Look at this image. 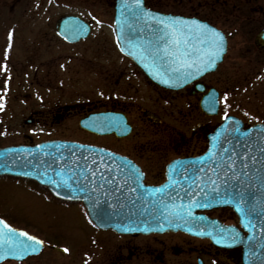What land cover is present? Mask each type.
Returning a JSON list of instances; mask_svg holds the SVG:
<instances>
[{"label":"rangeland","instance_id":"1","mask_svg":"<svg viewBox=\"0 0 264 264\" xmlns=\"http://www.w3.org/2000/svg\"><path fill=\"white\" fill-rule=\"evenodd\" d=\"M113 1L0 0V42L6 41L5 32L8 27L13 25L16 27H35L39 35V32H41L39 28L50 27L51 22L52 26H54L62 15H76L89 20L93 22L94 33L89 39L78 45L60 46L53 35L54 31H49L45 37L42 36L43 40L48 41L50 38L49 42L52 40L57 42V44L55 43L56 48L51 55L54 74L50 78L53 79L52 81L55 84L64 80L66 85L69 86L70 91L65 93L70 95L65 97V102H68V104L80 101L87 103L90 101L91 105L95 104L96 107L98 105L102 107V104L111 103L114 93L121 100L128 102L127 98L131 97L128 89L138 81V77L129 76L125 61L122 60L113 43L111 29L114 17ZM149 3L159 11L194 8L200 13H206L207 10L204 6L202 7L203 2H196L194 6L186 4L181 7H177V3L168 2V0H149ZM262 4H264V1ZM240 6H244L243 8L245 9L250 8L249 6L247 7L246 2L240 4ZM5 15L13 16V19L8 18V20H12L11 23L6 21L5 18L3 19L2 16ZM210 20L220 30L230 34L229 52L224 62L216 72L207 75L203 79V82L209 87H213L221 93V113L218 117H212L210 120L196 111L194 113L196 115L194 116L196 124L206 122L215 126V123L226 115L240 118L247 126L264 123V52L260 53L253 44L255 36L264 28V19L259 15H252L249 17H211ZM238 20L241 21L239 22L241 24H237ZM36 35L32 34L31 38L34 39ZM37 38L40 39L39 36ZM46 78L39 75L33 80L31 78L29 82L34 81L38 89L41 86L44 87L47 83L48 78ZM137 83L139 84V81ZM28 84V81H26V85ZM150 91L153 90L149 89L148 92L150 93ZM153 92L151 93L155 96L157 93ZM160 93L167 95L166 92L163 93L161 90ZM187 94L180 95L183 96L180 98L182 100L178 101L179 108H175L168 102L160 100V112L156 99L148 100L149 104L147 107L157 114L161 113L162 117L164 116L163 120L171 127H180L177 122L178 120L182 122L184 119L181 113L188 114L190 109L187 106L189 104L198 106V98ZM5 96H0V104L3 105V109L0 108V147L26 143L25 138L31 137L37 143L49 139L68 140L93 144L114 150L122 155L132 156L131 150L135 145L139 143L153 145L152 142L157 140L156 132L159 126L155 125V123L146 125L142 121L136 122L137 126L134 131L136 135L132 138L117 141L114 137H101L86 133L80 128V117L78 112L74 110L67 115H65L66 112L63 114L58 113L61 119L55 121L52 117L56 116V113H53L56 107L55 105H49L53 102L47 97L41 98L40 101L36 99V102H38L36 103L30 100V97L26 98L25 101L21 97H14L12 91L9 96H6V98ZM135 98V94L132 95L133 101ZM91 105H84V108L92 107ZM93 107L96 108L95 106ZM163 107L164 109H162ZM134 111H136V108ZM172 112L174 114H171ZM169 114L171 115L169 116ZM40 117H50L48 121H54V124H50L52 126L50 130L42 127L43 125L33 124L28 126L25 124V121L29 118L37 120ZM164 127V125L161 127L160 140L163 138L161 132ZM149 180L153 182V176ZM7 194L0 198V203H3L2 208L4 210L16 208L19 214V219L16 217L18 223H23L24 220L28 219L30 224L35 222L36 225L42 224L43 226L45 223L48 224L50 222L52 226L46 228L37 226L43 232L50 233L49 231L52 229L53 235H56H50L49 238L56 240L58 235L59 243L69 246V252H78L80 247L84 245L86 249H89L93 244L98 243L99 239L108 244L110 241L116 242V245L123 243V240L126 239L132 240V243L142 241L135 238L112 239L110 233L99 234L88 221L85 212L78 206H60L53 203L51 207H48L49 205L43 203V201L41 202L36 194L32 197L31 191L27 187L8 191ZM41 211L45 212L48 222L42 217ZM218 214H220V211L213 212L214 216ZM32 227L30 230L33 232L34 225ZM153 240L154 238L151 236L144 241L153 244L155 242ZM158 240L160 242V236ZM162 240L169 247L175 246L177 250L196 249L193 250V253L199 249H208L209 244L208 241H197L181 233L167 234L162 237ZM155 248L160 249V246ZM54 253L58 252L50 251L48 253L46 251L38 258L30 259L23 264H47V260L51 256L53 257ZM210 259L208 258V264H212Z\"/></svg>","mask_w":264,"mask_h":264},{"label":"flooded vegetation","instance_id":"2","mask_svg":"<svg viewBox=\"0 0 264 264\" xmlns=\"http://www.w3.org/2000/svg\"><path fill=\"white\" fill-rule=\"evenodd\" d=\"M264 0H168V2L177 3V7L184 6L186 4L193 5L196 2H203L202 7L207 8L206 13H200L196 11L194 8L192 9H177V10H162L161 13L172 15V16H182V17H249L259 15L262 17L264 13ZM246 2L247 7L249 9H245L240 4ZM262 2V3H261ZM116 0L113 1V10L115 8ZM239 3V4H238ZM144 4L146 8L157 10L153 5L149 3V0H144ZM255 4V5H254ZM200 5V4H199ZM192 6V7H193ZM186 7V6H185ZM159 11V10H157ZM37 12V11H35ZM34 16V15H32ZM64 16H72V15H62L58 19V21ZM9 23L12 22L13 16L5 15L2 16ZM8 18H10L8 20ZM114 19V17H113ZM57 21V22H58ZM90 25V31L86 39L80 40L75 43H69L66 41L63 36L59 33L57 28V22H55L54 26H52V22L50 27L47 28H39L41 32L38 35L35 27H16L11 26L7 28L5 32V42H0V96H9L11 91L14 97L22 98L24 101L26 98L30 97V100L36 102V99L40 101L41 98L47 97L51 102L49 105H55V110L53 113H56L54 118L55 121L61 119V116L58 113L63 114L66 112L67 115L70 111L78 112V116L80 117V121L88 118L90 115L99 114V113H114V114H123L126 116L128 124L131 126V134L126 138H132L136 135L135 128L137 126L136 122L142 121L146 125L154 124L159 126L157 130V140L153 141L150 145L148 143L138 144L132 148V156L124 155L127 158L133 160L137 165L140 166L144 175L145 182L147 185H161L166 180V168L167 166L173 162L174 160H182L188 158H195L201 156L206 152L210 136L214 133V131L218 128V126L224 120V117H221L220 121L215 123L213 126L211 123L201 122L196 124V118L194 113L196 111L201 115L205 116V118H209L211 120L212 117H218L221 113V93H220V108L217 116H210L206 114L201 108V102L204 96H206L209 90L213 87H209L206 83L203 82V79L200 81H196L182 90L174 91L160 87L159 85L153 83L145 73L138 67V65L130 58L123 55L115 41L114 36V26L112 29L113 43L120 54L123 61H125L127 71L129 72L130 77H138L139 84L136 82L130 86L131 97L127 98V101L121 100L114 93L113 98H111V103L102 104V107L99 105L96 107L95 104H90V101L85 102H77L68 104L65 102V97L70 96L69 94H65L66 91L69 92V86L66 85V82L58 81L56 84L50 78L52 74H54L52 70V60L51 55L53 50L56 48L57 42L59 45L64 46H73L78 45L87 39H89L94 33V25L93 22L89 20H85ZM13 24V23H12ZM47 31V32H46ZM49 31L53 32L55 39L57 40L51 42L50 38L48 41L43 40L45 35L49 33ZM12 33L11 43L9 44L8 34ZM32 34H37L33 39L31 38ZM28 35V36H27ZM1 36V33H0ZM39 36L40 39L37 37ZM227 37H229L227 35ZM30 38V40H29ZM42 40V41H41ZM46 41V42H44ZM53 42V43H52ZM56 43V44H55ZM254 46L255 43L253 42ZM55 46V47H54ZM54 47V48H53ZM256 48V46H255ZM257 49V48H256ZM260 53L263 51L258 50ZM229 52V49H228ZM41 75L42 77H47V83L44 87L35 86L34 81L29 80ZM22 81V82H19ZM26 81H28V85H26ZM15 83V84H14ZM202 87L201 91L199 88ZM149 89H152L157 94L154 96ZM160 90L167 95L160 93ZM73 91V89H72ZM71 91V92H72ZM154 93V92H153ZM188 93L189 96L198 98V106L196 104H189L187 108L190 109L188 114H183L184 119L182 122L180 120L175 121L179 123L180 127L173 126L171 127L168 123L163 120V117L160 114L150 110L147 107L149 101L151 99H156L160 108V100L168 102L171 106L175 108H179L178 101H181V94ZM44 94V95H43ZM136 96L135 100H132V95ZM187 94V95H188ZM5 96V98H6ZM51 97V98H49ZM1 98V97H0ZM39 98V99H38ZM68 100V98H67ZM149 100V101H148ZM65 102V103H64ZM38 103V102H36ZM49 103V102H46ZM175 103V105H174ZM91 105L92 107L84 108V105ZM95 106L96 108H94ZM88 107V106H87ZM136 108V111H134ZM3 109V108H2ZM164 109V107L162 108ZM52 114V113H51ZM171 114H174L173 112ZM169 114V116L171 115ZM179 114V113H178ZM133 115V117H132ZM77 116V115H76ZM180 116V115H178ZM50 118V117H49ZM48 117L41 118L35 120L34 118H29L25 121V124L31 126L33 124L43 125L42 127L47 128V130L51 129L52 126L50 124H54V121H48ZM136 118V119H134ZM134 119V120H133ZM181 122V123H180ZM164 125L165 127L162 129V140H160V131L161 127ZM41 127V126H38ZM7 129V128H6ZM186 130V131H185ZM89 134V132L85 131ZM91 134V133H90ZM93 135V134H91ZM95 136V135H94ZM141 136V135H140ZM106 137H114L117 141L123 140L126 138H118L116 135L106 136ZM26 143L22 144H10L6 146H1V148L9 147V146H25L32 147L40 143L50 142L56 139H49L41 142H34L31 137H26ZM60 140V139H58ZM88 144V143H86ZM93 145V144H91ZM114 151V150H113ZM116 152V151H115ZM167 161V162H166ZM166 164L163 166V164ZM153 176V182H150V178ZM28 188L31 191L32 197L36 194L40 201L49 205L51 207L53 203H56L60 206H69L75 205L81 210L85 211L84 205L82 203H74V202H63L57 200L51 194V191L48 187L42 186L35 180H30L27 178H19L13 177L9 175H0V198H2L8 191L15 190L18 188ZM7 199V198H6ZM2 204L0 203V219L4 220L8 225L16 228L18 230L25 231L30 235L36 236L44 242V248L40 252L41 254L44 252L50 253V251H57L58 253H54L53 257L51 256L47 261V264H208V258H211L212 264H244V253L241 247L239 248H219L216 247L210 240L197 239L191 236L184 234L185 236L199 240V241H208V249H185V250H177L175 246L169 247V245L162 240V237L167 234L160 235H120L116 234L110 230L103 231L100 229H96L99 234H107L110 233L112 235V239L119 238H135L140 239L142 241L138 243H132V240H123V243L116 245V242H103L99 238V242L93 244L92 247L86 249L85 245L80 247L78 252L72 253L71 251L65 253L62 249L67 248L69 246L59 243L60 239L53 240L50 239L49 236H55L52 233V229L48 232H43L40 227H48L52 226L50 222H48V218H46V214L44 211H41L42 217L46 219L48 224H37L40 227L34 224H30V220L26 219L23 223H18L16 217L19 219L18 211L16 208L4 210L2 208ZM220 211V214L217 216L213 215V212H207L206 214L212 218L219 220L226 226H236L240 230H242L239 225V220L233 210L230 208H222L218 209L215 212ZM47 213V212H46ZM45 214V216H44ZM89 221V219H88ZM90 222V221H89ZM34 225V231L32 229ZM37 226V227H36ZM168 234H179V233H168ZM246 234V233H245ZM153 237L155 242L153 244H149L144 241L150 237ZM160 236V242L158 237ZM144 239V240H143ZM55 242V243H54ZM159 242V244H158ZM111 244V245H110ZM160 246V249L155 247ZM69 250V249H68ZM38 256H33L26 259L24 262H15V261H7L3 264L7 263H15V264H23L30 259L38 258ZM224 262V263H223Z\"/></svg>","mask_w":264,"mask_h":264},{"label":"water","instance_id":"3","mask_svg":"<svg viewBox=\"0 0 264 264\" xmlns=\"http://www.w3.org/2000/svg\"><path fill=\"white\" fill-rule=\"evenodd\" d=\"M128 2L131 3L132 0H128ZM123 4L124 0H117L115 8L114 25L117 44L123 54L132 58L145 74L161 87L170 90L183 89L205 75L215 72L223 62L228 50V40L222 31L198 18L171 16L148 10L142 0L143 8L154 17H175L189 21L195 20L221 32L225 38L224 51L219 54L214 66L206 69L202 66L200 73H196L195 69H192L190 71L193 72V75L176 79L174 74H171L165 67L161 66L159 61H154L152 57L144 52L145 47L148 46L147 42L154 39L149 31L152 21L143 16L139 20L132 19L124 9ZM57 28L59 33L69 43L78 42L89 34L88 24L78 17L61 18L57 22ZM255 44L260 50L264 49V29L256 36ZM129 53H133V55H129ZM162 80H168V83L164 84L161 82ZM199 89L203 90L202 87ZM218 99V92L214 89L211 90L201 103L204 112L209 115L217 114L219 108ZM235 121H239L238 127L240 132L251 130L253 137L260 135L258 130H264V124L245 128L244 123L240 119L228 117L210 136L208 150L199 157L177 160L171 163L167 168V181L159 187L145 186L144 175L137 176L135 172V170H138L139 173H142L140 168L120 155L102 148L66 141L42 143L34 147L21 146L1 149L0 175L36 180L41 185L48 187L57 199L69 202H82L90 220L100 229H110L119 234H151L181 231L199 238H208L220 248L233 249L241 247L244 253V264H264V182L257 180L256 186L248 190L255 193L252 204L255 205L258 213V215L252 217V223L255 225L253 228L248 224V220L237 211L236 203L231 200L230 196L224 195L223 191V199H213L210 196L208 197L207 207L193 206L189 208L188 205L192 203V200L184 195L183 190L188 187L191 180L184 179L181 175L177 174L178 170L183 172L185 168L190 170L189 175H191V170H194L198 166H203L207 169L211 163L209 160V149L213 148L214 143L219 144L223 142L225 137L235 142V138L238 135L234 131L237 127L234 123ZM80 127L98 135L115 133L118 137H125L131 133V128L127 124L126 118L123 115L111 113L91 115L80 122ZM57 145L61 146L59 150L56 148ZM47 153H52L56 156L62 153L64 157L73 162V167H76L77 164L82 165L88 168L89 174L99 168L100 172H97L96 177H92V179L97 181V184H90L89 188H96L99 183H102L100 181L101 174L104 176L109 175L105 171V167L112 168L114 174L117 176V182L120 184L122 192L114 194H107L101 191L94 193L90 191L82 192L79 190L80 184L78 180L68 181L71 184V188H65L63 185L57 187L50 181L55 180L59 182L61 176H58L54 171L55 165L49 168L51 157ZM83 157H88L87 163H85ZM215 157L216 152L214 151L212 158L215 159ZM202 158L205 161L203 164H201ZM93 160L97 162L95 165L92 164ZM61 164H63V161H61ZM117 166L122 167L123 172H120ZM257 167L259 168L260 166L257 165ZM77 171L79 172V169ZM129 172H132L133 178L129 180L126 186L121 177L126 178L125 174ZM199 174L203 179L205 173ZM207 174L210 175L211 173ZM260 175L264 176V171H261ZM64 179H67V176H64ZM203 187L201 184V188ZM129 188H135L136 191L131 192ZM157 188H163L164 192H154ZM177 191L179 192L178 198L175 196V192ZM196 191H199V189ZM169 196H173V199H169ZM194 198L200 200L202 203L204 202L200 195ZM225 201L229 202L226 203ZM252 204H247L246 207H251ZM226 207L233 209L238 215L243 231L234 226H225L216 219L199 214L200 211ZM15 230L17 232L21 231ZM233 236L235 239L232 238ZM217 239H221V242L217 243ZM41 249L42 246L38 247L36 253H24L22 258L8 256L0 259V264L6 260L23 261L30 256L38 255Z\"/></svg>","mask_w":264,"mask_h":264},{"label":"snow or ice","instance_id":"4","mask_svg":"<svg viewBox=\"0 0 264 264\" xmlns=\"http://www.w3.org/2000/svg\"><path fill=\"white\" fill-rule=\"evenodd\" d=\"M123 7L132 19L139 20L143 16L152 21L149 31L154 39L147 42L148 46L145 47L144 52L152 57L154 61H159L161 66L165 67L171 74H174L176 79L193 75V72L190 71L192 69H195L196 73H200L202 66L205 69L214 66L217 57L224 51L225 38L223 34L213 28H209L206 24L175 17H154L143 8L142 0H132L131 3L128 0H124ZM8 39L10 44L12 39L11 32L8 34ZM129 55H133V53H129ZM161 82L167 84L168 80H162ZM2 107L3 105L0 104V108ZM225 119H227V115ZM234 123L237 125L234 131L238 134L235 142L225 137L223 142L214 143L213 148L209 149V160L211 163L207 169L203 166H198L191 170V175H189L190 170L185 168L183 172L178 170L177 174L184 179L191 180L188 187L183 190L184 195L192 200V203L188 205L189 208L193 206L207 207L208 197L223 199V191L224 195L231 197V200L236 203L237 211L254 228L252 217L258 215L255 205L252 204L255 193L248 190L256 186L257 180L264 182V176L260 175V172L264 171V130H258L260 135L253 137L251 130L240 132L239 121ZM60 147V145H57V150ZM214 151L216 152L215 159L212 158ZM47 155L51 157L49 168L55 165L54 171L58 176H61L59 182L50 181L57 187L63 185L65 188H71V184L68 181L78 180L80 184L79 190L82 192L90 191L94 193L101 191L107 194L122 192V188L117 182V176L110 167H105V171L109 174L108 176L101 174L100 181L102 183H99L96 188H89L90 184H97V181L92 179V177H96L97 172H100L99 168L89 174L88 168L82 165L77 164L76 167H73V162L64 157L62 153L58 156L52 153H47ZM83 159L87 163L88 157H83ZM61 161H63V164H61ZM204 162L202 158L201 164ZM96 163L95 160L92 161L93 165ZM257 165L260 167L258 168ZM117 167L120 172H123L122 167ZM77 169H79V172ZM135 172L137 176L143 175L138 170H135ZM199 173H205L203 179ZM64 176H67V179H64ZM125 176L126 178H121L124 185L127 186L129 180L133 178V174L129 172ZM201 184L204 186L203 188H201ZM197 189L199 191H196ZM129 191L135 192L136 189L129 188ZM154 192L162 193L164 189L157 188ZM197 195L202 196L203 203L194 198ZM175 196L179 197L178 191L175 192ZM169 199H173V196H169ZM247 204H252V206L246 207ZM0 226H2L0 227V259L8 256L22 258L24 253H36L38 247L43 245L41 239L24 231L17 232L2 219H0ZM232 238L235 239L234 236ZM216 242L220 243L221 239H217ZM62 251L67 253L69 250L64 248Z\"/></svg>","mask_w":264,"mask_h":264},{"label":"trees","instance_id":"5","mask_svg":"<svg viewBox=\"0 0 264 264\" xmlns=\"http://www.w3.org/2000/svg\"><path fill=\"white\" fill-rule=\"evenodd\" d=\"M211 17H202V19L204 20H208L210 23H212V21L210 20ZM238 23L237 24H241L239 22H241L240 20L237 21ZM213 24V23H212ZM230 36V34H228Z\"/></svg>","mask_w":264,"mask_h":264},{"label":"bare ground","instance_id":"6","mask_svg":"<svg viewBox=\"0 0 264 264\" xmlns=\"http://www.w3.org/2000/svg\"><path fill=\"white\" fill-rule=\"evenodd\" d=\"M112 232H114L113 230H111ZM115 233V232H114ZM117 234V233H116Z\"/></svg>","mask_w":264,"mask_h":264}]
</instances>
